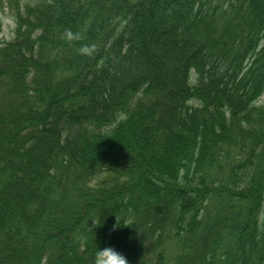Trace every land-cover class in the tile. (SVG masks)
Listing matches in <instances>:
<instances>
[{
    "label": "trees",
    "instance_id": "1",
    "mask_svg": "<svg viewBox=\"0 0 264 264\" xmlns=\"http://www.w3.org/2000/svg\"><path fill=\"white\" fill-rule=\"evenodd\" d=\"M15 4L0 264H264V0Z\"/></svg>",
    "mask_w": 264,
    "mask_h": 264
},
{
    "label": "clouds",
    "instance_id": "2",
    "mask_svg": "<svg viewBox=\"0 0 264 264\" xmlns=\"http://www.w3.org/2000/svg\"><path fill=\"white\" fill-rule=\"evenodd\" d=\"M67 38H73V34L68 32ZM81 52L85 55L90 54L91 49L84 47ZM93 264H128L125 256L112 246H97L93 255Z\"/></svg>",
    "mask_w": 264,
    "mask_h": 264
},
{
    "label": "rangeland",
    "instance_id": "3",
    "mask_svg": "<svg viewBox=\"0 0 264 264\" xmlns=\"http://www.w3.org/2000/svg\"><path fill=\"white\" fill-rule=\"evenodd\" d=\"M10 1L12 5L10 6ZM20 1V4L24 5L25 3L31 0H8V5L0 11V20H1V29H0V43L6 40L12 39L15 31V16L13 7L16 6L15 3ZM260 102H264V91L260 97Z\"/></svg>",
    "mask_w": 264,
    "mask_h": 264
}]
</instances>
